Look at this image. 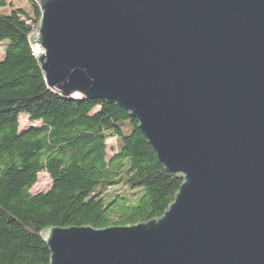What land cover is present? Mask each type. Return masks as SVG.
Returning <instances> with one entry per match:
<instances>
[{
    "label": "water",
    "instance_id": "obj_1",
    "mask_svg": "<svg viewBox=\"0 0 264 264\" xmlns=\"http://www.w3.org/2000/svg\"><path fill=\"white\" fill-rule=\"evenodd\" d=\"M50 89L137 120L164 216L48 228L49 264H264V0H35Z\"/></svg>",
    "mask_w": 264,
    "mask_h": 264
},
{
    "label": "trees",
    "instance_id": "obj_2",
    "mask_svg": "<svg viewBox=\"0 0 264 264\" xmlns=\"http://www.w3.org/2000/svg\"><path fill=\"white\" fill-rule=\"evenodd\" d=\"M28 3L26 10L0 0V264H49L48 228L102 230L160 219L183 184L128 112L49 88L32 50L42 12ZM22 116L39 126L21 129ZM42 173L51 189L33 194ZM118 187L126 192L112 191Z\"/></svg>",
    "mask_w": 264,
    "mask_h": 264
},
{
    "label": "rangeland",
    "instance_id": "obj_3",
    "mask_svg": "<svg viewBox=\"0 0 264 264\" xmlns=\"http://www.w3.org/2000/svg\"><path fill=\"white\" fill-rule=\"evenodd\" d=\"M6 2L8 3L9 6L13 5L15 8H23L26 10L29 9L28 0H6ZM32 45H34V44H32ZM35 45H38V44H35ZM3 49H4V46L0 45V55L3 53ZM20 124H21V129H26L30 126H35V127L39 126V124H32L31 122H29V120L26 116L21 117ZM108 143H109L110 154H112V150L116 148V145H115L116 142L114 139H110ZM51 186H52V180H51L50 176L47 173H42L39 175L38 183L33 188L32 193L38 194V193L48 192L51 189ZM116 190H118L120 192V194H123L126 192V190L123 187H120V188L118 187L116 189L112 188V191H116Z\"/></svg>",
    "mask_w": 264,
    "mask_h": 264
},
{
    "label": "built area",
    "instance_id": "obj_4",
    "mask_svg": "<svg viewBox=\"0 0 264 264\" xmlns=\"http://www.w3.org/2000/svg\"><path fill=\"white\" fill-rule=\"evenodd\" d=\"M32 50L34 55L38 58L40 55L44 53L42 47L40 45H32Z\"/></svg>",
    "mask_w": 264,
    "mask_h": 264
}]
</instances>
